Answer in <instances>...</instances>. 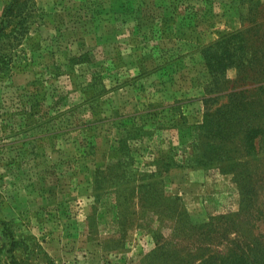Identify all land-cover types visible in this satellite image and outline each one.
I'll return each mask as SVG.
<instances>
[{
	"label": "rangeland",
	"instance_id": "rangeland-1",
	"mask_svg": "<svg viewBox=\"0 0 264 264\" xmlns=\"http://www.w3.org/2000/svg\"><path fill=\"white\" fill-rule=\"evenodd\" d=\"M23 1L26 37L0 48V264H164L154 251L187 241L182 211L226 217L264 254V161L232 171L212 146L196 163L204 98L215 113L257 77L223 93L245 73L215 84L202 49L243 29L264 40V0Z\"/></svg>",
	"mask_w": 264,
	"mask_h": 264
},
{
	"label": "trees",
	"instance_id": "trees-1",
	"mask_svg": "<svg viewBox=\"0 0 264 264\" xmlns=\"http://www.w3.org/2000/svg\"><path fill=\"white\" fill-rule=\"evenodd\" d=\"M22 3L27 4L23 0H10L2 11L0 48L4 43H10L13 48L22 43L26 37L28 32L26 19L29 13L24 14ZM257 22L259 28L262 29L264 21ZM246 32L247 29H243L225 34L213 44L202 49L205 66L215 80V84L220 77L225 76L230 68L234 67L245 73V76H241L234 82L235 87L229 88L227 85L223 88V93L228 89L242 88L243 85L249 84L251 82L248 75L250 72L255 73L257 77L251 79L256 84L255 87L250 90L241 89L229 93L228 95H232L231 104L222 105L223 109L219 108L215 113H210L209 108L212 107L214 99L218 96L204 98L207 111L205 121L201 125V135L205 151L197 156V164L212 161V157L204 159L208 155H213V151L210 149L212 146L218 147L222 151H228L226 157L230 159V161L227 160L230 166L223 167L242 168L250 166L254 162L260 164L264 161L258 155L264 151V40L255 39L250 43V37L245 36ZM11 58V53L1 54L0 64H9ZM246 93L248 96L244 95ZM253 108L261 109L254 111ZM214 135L219 137H214ZM215 140L219 141L217 146L214 144ZM246 159L248 160L245 161ZM224 161L221 159L220 162L224 163ZM240 175L235 173L237 181L241 184V189L245 187L252 191L256 186L254 184L255 177L245 175L243 178ZM242 183L250 185L247 187ZM182 214L185 216L182 230L184 234L188 233L183 236V239L187 241L183 245L169 246L165 250L162 249L164 246H161V249H156L153 253L155 261L162 259L164 264H264V254L259 247L256 248V244L250 250H243L237 240H230L228 236L230 234L229 223L226 217L221 216L215 224L207 222L195 225L191 223L185 211H182ZM3 233L10 235L8 253L13 254L18 248V242L16 238H13L14 234H10L6 229ZM156 245L158 247V242ZM158 250H161L160 253H157ZM147 264L153 263L148 262Z\"/></svg>",
	"mask_w": 264,
	"mask_h": 264
}]
</instances>
